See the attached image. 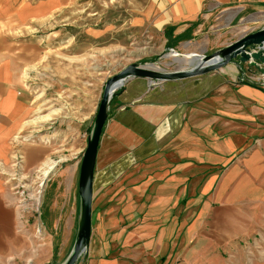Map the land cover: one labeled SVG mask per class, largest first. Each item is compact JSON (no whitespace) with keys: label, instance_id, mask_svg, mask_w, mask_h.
Listing matches in <instances>:
<instances>
[{"label":"crops","instance_id":"1","mask_svg":"<svg viewBox=\"0 0 264 264\" xmlns=\"http://www.w3.org/2000/svg\"><path fill=\"white\" fill-rule=\"evenodd\" d=\"M77 1L0 0V264L62 262L74 242L79 169L102 81L64 128L23 133L33 85L53 80L62 91L64 76L74 80L72 63L89 59H51L61 57L52 52L63 44L59 18ZM114 24H86L84 44L116 30L158 54L224 34L221 48L264 25V0H148ZM82 69L89 74L87 63ZM41 181L33 217L19 187ZM77 264H264V79L256 69L234 61L184 80H127L99 138L89 243Z\"/></svg>","mask_w":264,"mask_h":264},{"label":"rangeland","instance_id":"2","mask_svg":"<svg viewBox=\"0 0 264 264\" xmlns=\"http://www.w3.org/2000/svg\"><path fill=\"white\" fill-rule=\"evenodd\" d=\"M147 1L148 0H78L75 9L62 14L59 21H61L60 23L63 25L62 28H64L62 29V37L64 38L63 44L55 51H52L56 52V54L61 57L52 56L51 59L63 58L65 55L71 53L76 55L88 54L89 59L84 60L86 56H79L78 61L72 63L71 71L73 72L74 80H69L67 76H64L62 78L63 83H61L63 86L62 91L58 90L56 86L53 87V80L46 79V81L48 80V83L45 82L46 84L41 82L33 85V100L31 103L30 115L27 119L28 121L23 134H26L28 130L31 132L35 130L36 132L39 131L44 133L49 131L48 127L51 128L50 131H53L54 128H64L65 123L63 121L69 120V117L74 119L75 115L81 111L90 98L93 97V95L97 96V92H95V84L97 81L101 80L104 87V83L109 77L117 74L124 67L133 62L156 64L167 72L179 70L188 66L187 62L180 56L178 57V59H180L179 61L174 60L173 57H164L170 53L169 51L158 54L157 50L151 44L143 41L139 42V37L134 41V37L131 36L133 32L126 31L124 35L118 37L117 31L114 30L106 35L105 39L97 40V44H92V46L89 47L84 44L86 38L82 30H84L86 24H91L98 28L107 22L112 29V25L117 27L114 23H117L118 16L120 19H123V17L129 19L130 15L134 12L135 5L136 7L140 5L145 6ZM233 24H237V21H234ZM70 26H79L77 29L78 35L76 37L78 38L79 36L78 41H76L77 44L73 42L69 43V34L75 33L74 30L70 31ZM128 36H131L130 39H128ZM222 36L220 40H215V38L210 37L211 43L209 44L204 42L206 38L203 36L202 42H199L198 39L193 40L190 44H182L175 50L184 55L191 53H203L207 55L219 49L218 47L223 46L229 40V37L224 34ZM118 41L125 43L124 46L116 45ZM155 56L157 57L156 60L151 61ZM69 59L70 58H68V60ZM67 63H70V61H67L66 64ZM83 63L88 64V75H84L85 70L82 69ZM51 64L54 63L52 62ZM66 70V72L70 74V70ZM68 84L73 86H69ZM98 95H100L101 99L102 92L100 94L98 93ZM29 190L31 189L27 188L25 195L31 193ZM23 205L25 213L33 217L39 216L41 212L40 204L39 206H26L28 204L24 203ZM49 264H61V261L51 262Z\"/></svg>","mask_w":264,"mask_h":264},{"label":"water","instance_id":"3","mask_svg":"<svg viewBox=\"0 0 264 264\" xmlns=\"http://www.w3.org/2000/svg\"><path fill=\"white\" fill-rule=\"evenodd\" d=\"M168 51L169 54L176 57L180 56L185 59L189 55L192 59L186 68L169 72L164 69L153 70L146 67L147 64L152 63L133 62L105 81L81 158L78 178L79 213L76 234L72 247L61 264H77L87 249L90 237L92 181L99 138L108 116L110 101L123 90L127 80L143 78L151 83L184 80L215 72L234 61L238 66L239 64H247L256 69L264 79V25L258 30L243 34L233 42L207 55L203 53L184 55L173 48ZM117 83L121 84L114 88Z\"/></svg>","mask_w":264,"mask_h":264},{"label":"built area","instance_id":"4","mask_svg":"<svg viewBox=\"0 0 264 264\" xmlns=\"http://www.w3.org/2000/svg\"><path fill=\"white\" fill-rule=\"evenodd\" d=\"M152 84H158L157 82H152ZM42 186L43 181L37 184V186L34 189L29 190L31 192L30 194L25 195V192H27V188L25 189V184L21 185L19 187V190H21L20 194L22 197V204H28L26 206H39L40 204V198L42 194Z\"/></svg>","mask_w":264,"mask_h":264},{"label":"bare ground","instance_id":"5","mask_svg":"<svg viewBox=\"0 0 264 264\" xmlns=\"http://www.w3.org/2000/svg\"><path fill=\"white\" fill-rule=\"evenodd\" d=\"M165 57H173L174 60H178V61L180 60V59H178V57H176L173 54H167V55H165ZM191 59H192V57H189V55L184 59L185 62H187V65L189 64ZM146 67L149 68V69H153V70H163L160 66H158L156 64H147ZM120 84L121 83H117L114 88L118 87Z\"/></svg>","mask_w":264,"mask_h":264},{"label":"trees","instance_id":"6","mask_svg":"<svg viewBox=\"0 0 264 264\" xmlns=\"http://www.w3.org/2000/svg\"><path fill=\"white\" fill-rule=\"evenodd\" d=\"M156 56L155 57H153L152 59H151V61H155L156 60ZM142 62H145V61H142ZM246 83H249V84H251V85H253V86H257V84L256 83H253V82H251L250 80H247L246 81Z\"/></svg>","mask_w":264,"mask_h":264}]
</instances>
